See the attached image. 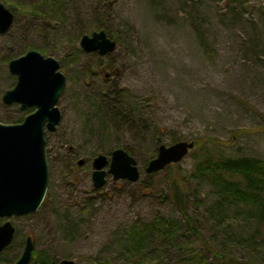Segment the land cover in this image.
Returning a JSON list of instances; mask_svg holds the SVG:
<instances>
[{
  "label": "rangeland",
  "instance_id": "374dc122",
  "mask_svg": "<svg viewBox=\"0 0 264 264\" xmlns=\"http://www.w3.org/2000/svg\"><path fill=\"white\" fill-rule=\"evenodd\" d=\"M0 1L14 13L10 29L0 33V122L21 123L36 109L2 101L17 82L12 59L37 50L57 59L67 78L57 103L61 122L46 130V197L37 211L9 218L17 232L0 259L14 264L28 234L35 239L30 264H46L40 251L57 264L64 258L145 264L143 256L173 259L180 244L184 253L202 250L186 223L176 249L156 241L137 252L128 241L136 223L181 216L166 188L169 169L145 170L156 143L200 140L173 166L187 178L195 229L240 264H264V216L257 205L219 203L210 181L190 177L208 157L264 160V0H55L46 13L30 6L42 0ZM102 29L117 41L116 50L85 52L81 37ZM116 148L136 159L140 179L114 180L108 173L95 188L93 159L102 153L110 160ZM68 219L80 222L72 237L66 236Z\"/></svg>",
  "mask_w": 264,
  "mask_h": 264
},
{
  "label": "water",
  "instance_id": "95a60500",
  "mask_svg": "<svg viewBox=\"0 0 264 264\" xmlns=\"http://www.w3.org/2000/svg\"><path fill=\"white\" fill-rule=\"evenodd\" d=\"M13 21L14 13L0 1V33L7 32ZM80 46L85 52L105 56L116 50L117 41L102 29L91 35L84 34ZM59 68L57 59L45 57L37 50H29L9 62V70L17 76V82L3 94V103L36 109L21 123L0 122V217L35 212L46 197L49 182L46 130L55 131L61 122L62 112L57 103L67 83L65 74ZM194 147V140H180L170 145L161 143L157 155L149 160L145 170L152 174L178 163ZM84 162L80 159L78 165ZM92 166L95 188H101L106 183L108 173L114 180L127 179L131 182H137L141 176L136 159L123 148L113 150L110 160L106 155L98 154ZM14 233L11 221L0 224V253L12 243ZM33 249V239L28 236L24 250L14 264H29ZM59 264H77V261L64 258Z\"/></svg>",
  "mask_w": 264,
  "mask_h": 264
},
{
  "label": "trees",
  "instance_id": "16d2710c",
  "mask_svg": "<svg viewBox=\"0 0 264 264\" xmlns=\"http://www.w3.org/2000/svg\"><path fill=\"white\" fill-rule=\"evenodd\" d=\"M8 1V0H7ZM30 6L35 13H46L50 10L51 6H55V0H42L39 4L31 1ZM14 7V6H13ZM94 54H97L96 52ZM126 97V93H125ZM106 107V105H105ZM109 109V106H107ZM99 111L104 112L102 106L98 107ZM107 111H109L107 109ZM100 113V112H99ZM105 113V112H104ZM124 116L122 115L121 118ZM264 119V117H263ZM133 126L132 120L126 119ZM264 129V121L262 125ZM155 131L158 134L164 132L161 126H155ZM162 142L156 143V148ZM201 145L200 140H195V148ZM191 152V151H190ZM189 152V153H190ZM171 164L164 169H169L170 176L167 180V191L172 201L173 206L181 214L180 219H173L167 217H158L150 223L141 225L134 224L128 231V241L137 252H140L143 247L154 244L159 241L161 243H168L170 246L179 245L178 239L183 235L185 223L187 229L192 234L198 237L203 244V249L198 250L190 248V252L184 253L181 249V244L178 249V254L169 261H161L162 258H142V263L145 264H240L236 259L226 256L224 253L218 252L212 244L206 239L204 234L195 229L193 224V216L188 209V182L186 177L174 174L173 166ZM161 171V170H160ZM158 171V172H160ZM155 172L153 174H156ZM192 179H203L210 181L218 192L219 203L231 202H244L246 204L257 205L259 211L264 216V160L257 157L243 156V157H229V158H205L198 162L194 171L191 173ZM184 221V222H182ZM66 236H71L76 231L79 221L67 220ZM181 251V252H180ZM46 257L44 263L57 264L52 256H48L40 251ZM142 257V256H141ZM1 258V255H0ZM158 259V260H155ZM3 261L5 264H11V260Z\"/></svg>",
  "mask_w": 264,
  "mask_h": 264
},
{
  "label": "flooded vegetation",
  "instance_id": "af4514ba",
  "mask_svg": "<svg viewBox=\"0 0 264 264\" xmlns=\"http://www.w3.org/2000/svg\"><path fill=\"white\" fill-rule=\"evenodd\" d=\"M13 216H17V215H13ZM19 216H23V215H19ZM11 217H12V216H11ZM1 218H7L3 223H0V224H4L6 221L9 220L10 217H0V219H1ZM9 221H10V220H9ZM12 224H13V223H12ZM13 226L15 227L14 224H13ZM16 232H17V229H16V227H15L14 237H15ZM28 236H31V237H32L33 242H34V245H35V241H34L35 239H34V237H33L31 234H28L27 237H28ZM14 237H13V240H14ZM27 237H26V239H27ZM26 239H25V244H26ZM10 245H11V244H10ZM10 245H9V246H10ZM9 246H7V247H9ZM7 247H6V248H7ZM24 247H25V245H24ZM6 248H5V249H6ZM5 249H4V250H5ZM4 250H3V251H4ZM23 250H24V249H23ZM33 250H34V249H33ZM3 251H2V252H3ZM32 256H33V252H32ZM31 259H32V258H31ZM30 261H31V260H30ZM29 264H30V262H29Z\"/></svg>",
  "mask_w": 264,
  "mask_h": 264
}]
</instances>
